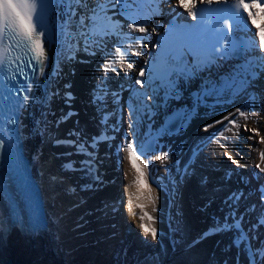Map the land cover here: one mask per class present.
Wrapping results in <instances>:
<instances>
[{
  "label": "bare ground",
  "instance_id": "6f19581e",
  "mask_svg": "<svg viewBox=\"0 0 264 264\" xmlns=\"http://www.w3.org/2000/svg\"><path fill=\"white\" fill-rule=\"evenodd\" d=\"M169 3L188 15L186 9L193 0H184V7H179L177 0ZM259 3L264 7V0ZM70 4L75 8V15L70 13ZM88 5L95 7V0H88ZM106 8V16L111 21L102 20L95 31L107 30L109 34L89 36L87 51L83 36L79 43L75 42V36L85 30L79 25L85 9L77 7L74 0H59L55 8L58 34L44 48L48 58L45 74L40 75L21 119L27 154L35 165L34 175L42 185L47 224L36 234L13 227L7 221V206L0 195V264L10 257L25 264H89L92 261L93 264H121L122 250L143 251L149 247L152 251L138 252L132 259L150 264H264L260 252L264 241L258 235L253 256L244 245L234 243L235 231L202 238L214 221L226 216L220 206L226 201L233 211L241 202L233 197L242 192L245 195L255 191L253 195L258 197L256 203L260 208L249 207V213L256 214L260 220L264 215V199L260 194L264 190V172L256 167L257 164L264 167L259 158V153L264 151L261 143L264 138V48L260 47L264 42L259 31L264 25V15L260 9H250L257 16L251 20L246 11L253 48L244 68L236 66L237 62H223L196 73L186 82L161 90L147 83L149 74L145 65L156 51L154 36L164 16L149 17L153 9L140 0H124V3L108 0ZM133 23L146 31H133ZM135 37L143 40L137 43ZM93 40L98 45L92 44ZM117 47L128 54V60L115 62L113 66L118 74L109 72L101 84L105 60H116ZM133 52L140 55H132ZM127 62L133 64L132 69L127 68ZM141 68L144 77L139 75ZM137 79L144 81L143 87L136 84ZM43 84L47 85L44 93L40 90ZM138 88L149 91L150 107L144 118L133 110L135 100L131 90ZM114 91L123 95L120 127L107 111L110 108L117 113ZM177 107L184 113L180 129L173 134L157 133L166 115ZM237 109L247 112L249 118L239 116ZM95 116L96 120L99 118L97 124ZM232 119L236 125L229 123ZM43 131L50 137L45 144L39 135ZM139 133V142L133 147L140 160L149 166L144 169L137 162L145 171L151 195L156 198L155 212L146 199L147 190H141L140 200L136 199V172L125 151L128 141L133 143ZM101 136L103 141L93 146V139ZM151 136L155 137L156 151L141 155L142 143ZM76 141L86 145L91 156L77 151ZM164 154L169 160L162 164L156 157ZM228 155L239 164H233ZM246 173L252 175L249 183ZM130 193L135 218L128 212ZM119 203H122L120 209ZM136 203L145 204L144 210L155 218L151 226L157 229L156 240L145 237L139 228L142 213L135 207ZM176 220L186 242L168 259L173 251L171 226ZM144 223L149 222L146 219ZM257 224L264 228V224ZM118 231L122 233L120 236ZM261 232L264 236V231ZM123 238L130 242H124Z\"/></svg>",
  "mask_w": 264,
  "mask_h": 264
},
{
  "label": "snow or ice",
  "instance_id": "6c2138e0",
  "mask_svg": "<svg viewBox=\"0 0 264 264\" xmlns=\"http://www.w3.org/2000/svg\"><path fill=\"white\" fill-rule=\"evenodd\" d=\"M42 0H0V45L3 44V40L5 38L15 41L16 45L24 50L27 54H29L30 61H35V63H27L26 67L34 70H38L41 75L45 74V61L48 59L44 49V43L49 42L50 34L44 30L43 23L38 22L34 19L36 13L38 12L39 3ZM118 3H124V0H116ZM171 2V0H169ZM213 0H201V7L197 8V0H193V3L187 6V11L189 15L192 16L193 20L197 21L195 24H184V25H174L170 29L166 30L167 38L162 41L163 51L160 54V60L162 64L169 66V74L176 73L178 76H186L194 74L197 69L202 67H207L208 63L211 62L212 58L209 56H202L201 49V23L203 21V14L206 11H215L218 14H223L225 12L229 13V19H244L243 12H248L249 19H257V16L250 11V9L257 8L260 9L261 14L264 15V7L261 6L259 0H219V4L223 5L222 7H217L212 9ZM74 3L77 7H83L85 9V14L80 16L79 25L82 29H87V32H81L80 35L85 38V50H88L89 45V36L96 35H108L109 32L107 30L97 33L95 29L98 26H101L102 20L111 21L110 17L106 16L107 8L106 4L108 0H95V7L89 8L88 0H74ZM177 4L179 7H184V0H177ZM203 5H207L204 7ZM199 11L200 19H197V12ZM70 13L71 15H75V8H73L70 4ZM90 13V14H89ZM146 22V21H145ZM247 21L245 20V23ZM225 27L228 29V32H231L232 25L225 21ZM133 31H139L144 33L146 29L144 27H137L136 23L132 25ZM155 31V29H153ZM261 41L264 42V25L261 26ZM67 35V34H66ZM43 38V40H42ZM137 43L143 40V37H135L134 38ZM254 39V35H253ZM98 41L93 40L92 44H97ZM131 47V45H129ZM261 48H264V43H261ZM214 52L221 53V49L214 47L212 49ZM226 52V49H225ZM110 56L112 54H109ZM115 57L116 60L113 61L111 58L105 60V63L102 67L103 76L100 77V83L103 84L104 80L108 78V73L113 72L118 74V69L114 67L115 62H126L128 60V54L122 50V47H117L115 49ZM132 55H140L138 52H133ZM10 57V53L8 52L7 47H0V67H3L5 61ZM221 58H223V53H221ZM127 68L132 69L133 64L131 62H127ZM20 72H24V67H20L18 69ZM127 76L128 73L125 72ZM139 75L144 77L145 72L141 68ZM136 84L144 86V81L141 79L136 80ZM231 86V85H230ZM28 90H31V84L28 85ZM68 100L71 99V94H67ZM28 97L25 96V100ZM99 99V97H97ZM239 113V116L244 117L247 120L248 113L240 111V109L236 110ZM68 115H72V113H68ZM234 114H230L233 116ZM67 119V116L64 117ZM227 120L228 117H225ZM217 123H222L221 121H217ZM229 123L236 125V120H229ZM209 127H213V125H209ZM207 130V129H205ZM231 131V129H227ZM238 135V133H235ZM222 136L223 133L221 132ZM103 137H96L93 139V146L98 143ZM73 143V142H69ZM78 145L77 151L83 152L84 154L91 156V153L88 152L87 146L84 144H79V141L75 142ZM261 143H264V138H262ZM220 147H224L223 144ZM125 151L128 153V159L131 163V167L136 172V178L134 180V184L137 186L138 194L136 196L137 200H140V192L141 190H147L149 195L146 196V199L149 203L153 205L152 211H156L155 200L156 198L151 195L152 189L148 185V181L145 178V171L139 166V164L143 165L144 169H147L149 166L140 160V155H137L134 150L133 143L128 141L127 147ZM143 153H141L142 155ZM227 155V153H225ZM259 158L261 163H264V151L259 153ZM162 164L169 160L167 154L163 156L156 157ZM228 159L232 161L233 164H239V162L232 158L231 155H228ZM139 162V164L137 163ZM66 167H71V165H66ZM259 168L260 172H264V167H261L260 164L256 165ZM133 194H129L128 199V212L129 215L133 218L136 217V213L133 208ZM237 198V197H233ZM261 199H264V191H261ZM135 207L141 210L142 215L139 216L140 224L139 228L143 232L145 237H151L152 240H156L157 238V229L152 227L154 224L155 218L150 215L147 211H145L146 205L143 203H136ZM147 219L149 223H144ZM242 219V218H241ZM261 224H264V218L260 221ZM227 231H235L236 239L234 243L237 245L250 244V235L248 232H245L241 228V224L239 220H236L235 214H231L230 216H225L223 220L214 221L213 226L203 234L202 238H206L209 235L218 233V232H227ZM261 256L264 257V249L260 250ZM254 260V258H253ZM255 264V262H254Z\"/></svg>",
  "mask_w": 264,
  "mask_h": 264
},
{
  "label": "rangeland",
  "instance_id": "374dc122",
  "mask_svg": "<svg viewBox=\"0 0 264 264\" xmlns=\"http://www.w3.org/2000/svg\"><path fill=\"white\" fill-rule=\"evenodd\" d=\"M141 130H144L145 128H140ZM40 137H41V140H42V144H45V143H48L49 141V139H50V137H48L46 134H45V132L43 131V132H41L40 134ZM140 133L139 134H137V137H136V139H135V141L133 142V146L135 147V145L139 142V138H140ZM40 149H43V145L42 146H40ZM174 225V226H173ZM173 227L171 228V236L173 237H171L172 238V240L174 239L175 240V243H176V249L174 250L173 249V251H171L170 252V254H169V256H168V259H170L171 258V255L173 256V255H176V253L180 250V249H182L183 247H184V244H185V242H186V236L184 235V233H183V235L180 233V228H181V226H180V228H179V225H180V222L178 221V220H176V221H174L173 222ZM173 229V230H172ZM122 234V233H121ZM130 239V238H129ZM124 242L126 241V242H130V240H127V239H125V238H123L122 239ZM132 243V242H131ZM175 245V244H174ZM120 249V248H119ZM118 249V251H120ZM130 250H128L127 248L125 249V250H122V263L121 264H125V262H126V264H150V262H148V261H146V260H142V262H140V263H137V262H135V260H133L132 258H134V255L135 254H137L138 252H142V253H146V252H148V251H152L151 250V248L149 247V248H147L146 250H141V251H138V249H131V248H129ZM117 250V249H116ZM134 250V251H133ZM173 252V253H172ZM103 259H104V257H103ZM126 259V260H125ZM103 262H104V260H103ZM67 264V263H66ZM105 264H106V262H105Z\"/></svg>",
  "mask_w": 264,
  "mask_h": 264
},
{
  "label": "water",
  "instance_id": "95a60500",
  "mask_svg": "<svg viewBox=\"0 0 264 264\" xmlns=\"http://www.w3.org/2000/svg\"><path fill=\"white\" fill-rule=\"evenodd\" d=\"M42 91H46V85L42 86ZM182 112L179 109L172 111L164 120L163 124L157 129V133L167 132L168 134L175 133L182 122ZM143 154H152L156 151L155 137H150L142 145ZM4 264H25L20 261H15L11 257L6 259Z\"/></svg>",
  "mask_w": 264,
  "mask_h": 264
}]
</instances>
